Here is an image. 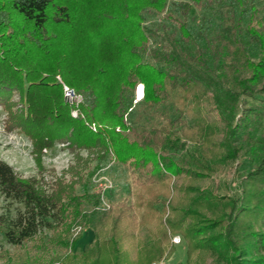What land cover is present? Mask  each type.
<instances>
[{"label": "trees", "instance_id": "trees-1", "mask_svg": "<svg viewBox=\"0 0 264 264\" xmlns=\"http://www.w3.org/2000/svg\"><path fill=\"white\" fill-rule=\"evenodd\" d=\"M258 1L0 0L4 129L28 137L38 170L43 149L66 142L76 159L68 171L78 175L66 182L63 171L47 192L41 179L21 176L0 159V194L23 206L1 235L17 248L33 242L26 264H151L163 260L166 229L182 234L187 258L197 249L217 264H264V7ZM148 17L159 20L151 26ZM56 75L83 93L81 111L96 130L71 116ZM137 82L162 125L128 120L139 102L133 103ZM109 152L134 171L143 219L164 217L159 236L140 251L131 231L143 220L133 207L120 201L102 210L78 171ZM239 158L248 170L237 194L204 187ZM84 228L92 229L93 242L77 252Z\"/></svg>", "mask_w": 264, "mask_h": 264}, {"label": "rangeland", "instance_id": "rangeland-1", "mask_svg": "<svg viewBox=\"0 0 264 264\" xmlns=\"http://www.w3.org/2000/svg\"><path fill=\"white\" fill-rule=\"evenodd\" d=\"M258 2L264 7V0H259ZM201 14L200 11L196 13L194 22L199 21ZM158 20V17H148L146 24L154 26ZM159 39L157 38L158 41ZM58 78L62 80L59 75H56L57 80ZM81 94L83 95V93ZM138 101L132 112L127 115L132 125L160 126L164 123V119L157 108L148 105L142 100ZM5 114V111L0 107V159L11 165L14 171L21 176L41 179L47 192H50L55 178L62 175L63 171L66 172L63 176L66 182L71 180L77 181L78 175L68 171L69 165L74 166L76 159L66 142H56L53 147L43 149L41 157L42 168L38 170L39 168L32 155V145L28 137L20 131H6L4 129ZM209 116L214 117V114H210ZM185 118L187 123L191 125L190 116L186 115ZM86 120L92 123L91 119ZM79 153L82 158L89 157V153L85 149H81ZM95 166L98 169L92 175L88 174L93 171ZM81 167L78 171L80 172L81 179H83V183L85 182L84 184L87 186L86 191L99 197V207L102 210H106L108 206H113L117 202L124 201L127 205L133 207L138 220H143L131 231L134 236L133 242L137 244L139 251L159 236L158 230L160 225H163L164 217L159 215L143 219L144 208L138 206L136 203V195L142 188L138 186L134 171L128 164H122L115 158L112 152H109L103 159L98 160L94 158L89 160V163L85 164L83 168ZM247 170L248 166L244 164L242 158H239L237 161L221 166L218 172L205 182L204 187L215 194L235 195L238 193L240 176ZM75 188L78 193L83 192L79 183L76 184ZM85 205L87 210L92 209L91 203H86ZM155 207H157V210H160L161 202L156 203ZM22 209L21 202L14 199L4 200L0 194V216L3 217L2 227L0 226V264L8 260L7 257H12V259H9L10 261L12 260L11 264H26L25 262L28 260L26 257L27 253H35L34 246L32 245L33 242L29 241L17 248L10 245L5 237L1 235V229H6L10 220L15 218L17 213ZM166 230L167 238L162 243L164 246L163 260H154L153 262H159L160 264H217L211 257H206L197 249H191L187 258V244L182 234H172L168 229ZM81 232L83 234L74 247V250L77 252L93 242L92 229L84 228ZM170 247L173 251L172 249L168 251ZM132 256L135 257L133 253Z\"/></svg>", "mask_w": 264, "mask_h": 264}, {"label": "built area", "instance_id": "built-area-1", "mask_svg": "<svg viewBox=\"0 0 264 264\" xmlns=\"http://www.w3.org/2000/svg\"><path fill=\"white\" fill-rule=\"evenodd\" d=\"M61 86H62V92H63V98L65 102L70 106V114L72 117H79L81 118L87 126H89L91 129L96 130L97 126L94 122L89 123L83 112L81 111L80 106L83 104L84 98L83 95L79 92H77L73 87L68 86L65 84L60 78L57 80ZM140 92V94H139ZM134 102H137L138 100H141L144 95V88L143 84L138 83L134 90ZM151 264H160L159 262H152Z\"/></svg>", "mask_w": 264, "mask_h": 264}, {"label": "bare ground", "instance_id": "bare-ground-1", "mask_svg": "<svg viewBox=\"0 0 264 264\" xmlns=\"http://www.w3.org/2000/svg\"><path fill=\"white\" fill-rule=\"evenodd\" d=\"M139 94H140V92H139Z\"/></svg>", "mask_w": 264, "mask_h": 264}]
</instances>
